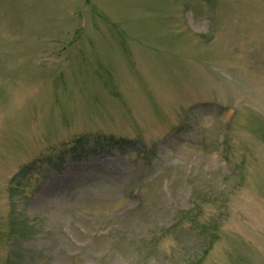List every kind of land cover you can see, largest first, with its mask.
<instances>
[{
	"label": "rangeland",
	"instance_id": "374dc122",
	"mask_svg": "<svg viewBox=\"0 0 264 264\" xmlns=\"http://www.w3.org/2000/svg\"><path fill=\"white\" fill-rule=\"evenodd\" d=\"M0 264H264V0H0Z\"/></svg>",
	"mask_w": 264,
	"mask_h": 264
}]
</instances>
